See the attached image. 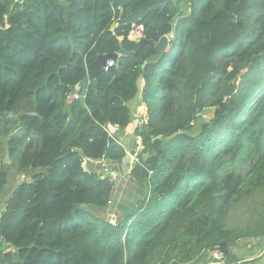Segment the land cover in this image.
Here are the masks:
<instances>
[{"label":"trees","instance_id":"obj_1","mask_svg":"<svg viewBox=\"0 0 264 264\" xmlns=\"http://www.w3.org/2000/svg\"><path fill=\"white\" fill-rule=\"evenodd\" d=\"M183 2L189 15L179 13ZM134 21L146 39L173 36L144 67L156 50L130 39ZM122 49L136 53L111 58L74 98L101 56ZM139 93L148 121L135 132L144 149L130 176L146 197L113 224L90 206L111 200L115 184L101 173L105 165L119 173L127 151L109 128L129 126L128 102ZM207 110L211 119L196 132ZM13 113L8 154L29 175L0 213V264H154L161 254L160 264H184L214 249L228 256L240 235L226 228L227 211L264 189V0H0V117ZM255 150L245 174L227 169ZM103 159L113 165L97 171L92 163ZM7 184L0 169V194Z\"/></svg>","mask_w":264,"mask_h":264},{"label":"rangeland","instance_id":"obj_2","mask_svg":"<svg viewBox=\"0 0 264 264\" xmlns=\"http://www.w3.org/2000/svg\"><path fill=\"white\" fill-rule=\"evenodd\" d=\"M190 12L191 5L187 2H183V4L181 5V12H179L181 13V16L189 15ZM162 64L165 67L170 64V53L169 56L167 54L165 59L162 60ZM140 87L142 89V86ZM142 112L144 113V110H142ZM139 115L142 124L145 121V114L141 113ZM211 116V110L203 112L202 118L198 119V124L194 128L196 132L198 131V127L200 126L199 123L202 120H210ZM18 122L19 121L17 113H13L9 117H0V169L6 170L8 174V184L0 194V213L3 211L8 197L15 190L18 182L24 179V175H29L19 172L16 165L12 164V160L10 159L8 154L7 141L9 136L15 132L16 128H18ZM260 137V143L264 145V126L263 132L260 134ZM133 140L134 145L132 146L133 149L136 150L139 145L138 143L140 142L138 141V137H134ZM127 143H130V138L128 139ZM143 149L144 148H141L137 152H135L134 150L135 159L138 158V154L143 151ZM259 157L260 151L255 150L250 158L242 161H236L233 164H230L227 169H235L236 171L245 174L251 167L252 163L256 162ZM103 162L109 165H113V163L110 161L106 162L104 160ZM96 169L101 170V167L98 166L96 167ZM131 171L132 169H130L129 171L121 170V174L117 172L118 175L116 178L111 177L112 182H114L115 184V190L113 191L114 193L111 197V200L104 208L98 206H90V210L94 214H98L103 218H108L110 222L111 220L117 221L119 216L121 215H119L120 211L123 213L127 208H131H129L131 204H133L134 202H136V204H139V202L146 197V187H143L142 189L141 184H138V182L135 180H131ZM118 204H121V206L119 207ZM225 226L226 228H229L232 234L240 235V237L236 238V241H234L230 245V254L228 256L225 255V260H216L213 255V253L216 251V249H214L206 250L200 255H194L191 261H186L184 262V264H264V235L262 234V229H264V189L254 192L250 196L239 197L231 205L226 213ZM5 248L6 247H4V249ZM160 257L161 258L157 257L155 259L154 264H160L161 259L164 260L165 258H167L165 254H161Z\"/></svg>","mask_w":264,"mask_h":264},{"label":"crops","instance_id":"obj_3","mask_svg":"<svg viewBox=\"0 0 264 264\" xmlns=\"http://www.w3.org/2000/svg\"><path fill=\"white\" fill-rule=\"evenodd\" d=\"M170 47H171V44L169 43L167 49L169 50ZM141 86L143 88V83ZM128 105L131 108V123L129 124V126L126 127L125 129H119L117 126H110V128H109V129H111V134H112L113 138L115 140L119 141V143H121L125 147V149L127 151V155H129L128 153L132 154L135 150V149H133V146H132V145H134L133 139H134V137H137L135 135V132H136V129L140 126V124L142 122V121H140V115L139 114H141V113L144 114L142 112V110H143L142 94L139 93V95L134 100L128 102ZM129 138H130V143H127ZM103 161H104V159L100 160V161H95L92 163V164H94L92 166L94 168H96V167L100 166L101 163L106 164ZM105 161L109 162V160H105ZM132 161H134V159H132V158L128 159V157H125L123 160V164L120 167L119 174H121V170H128L129 171L130 169H132V165H131ZM98 162H100V163H98Z\"/></svg>","mask_w":264,"mask_h":264},{"label":"water","instance_id":"obj_4","mask_svg":"<svg viewBox=\"0 0 264 264\" xmlns=\"http://www.w3.org/2000/svg\"><path fill=\"white\" fill-rule=\"evenodd\" d=\"M117 26V24L114 22L111 26L112 29H115ZM133 41H135L138 45H139V48L142 47L143 45L145 44H149L151 45L152 47L155 48L156 52L155 54H153L152 56H150L143 64V67L149 63V62H153V61H156L158 60L168 49V45L170 43V36L169 35H164L161 37V39L156 42L154 40H151V39H146V38H141V39H132ZM136 51H131V52H128L124 49L121 50V53L119 54H106V55H102L101 56V59L103 61V65L102 67L98 70V71H91V72H88V75L83 78V80H81L78 84H77V89H82V99H83V96H84V93H85V90H86V87L89 83L90 80H93L95 79V75L98 73V72H104L106 71V63H107V60L108 59H118L122 54H135ZM126 157L131 158V155H127ZM78 204H75L74 206V210H77L78 209ZM82 208H86L85 205L82 206Z\"/></svg>","mask_w":264,"mask_h":264},{"label":"built area","instance_id":"obj_5","mask_svg":"<svg viewBox=\"0 0 264 264\" xmlns=\"http://www.w3.org/2000/svg\"><path fill=\"white\" fill-rule=\"evenodd\" d=\"M129 37H130V39H135V38L141 39V38H145V26H144V24L143 23H140V22H136V21L132 22L131 28H130V32H129ZM170 37H173V36L171 35ZM114 64H115V61L113 59L107 60V63H106V66H105L106 70L109 67L113 66ZM73 97L74 98H80V97H82V94L80 95L79 93H75L73 95ZM144 114H145L144 115V120L145 121L143 123H146L148 121V115H147V113H144ZM137 137H138V141L140 143H138L139 145H138V148L135 150V152H137L139 149L143 148L142 137L139 136V135ZM128 154L131 155V158L132 159H134L136 161L138 160V158L137 159L134 158V152L132 154H130V153H128ZM82 164H83V168L85 170H88V167H89L88 160L87 159H84ZM101 174H102V177L104 175L105 176L106 175H109L110 178L111 177L112 178H116L117 175H118V173L116 171L112 170L109 166H106V165H105L104 172L102 171ZM112 178H111V180H112ZM111 223L115 224V221H112L111 220ZM213 255H214V257H215L216 260H225V258H226L224 252L221 251V250H216L213 253Z\"/></svg>","mask_w":264,"mask_h":264}]
</instances>
